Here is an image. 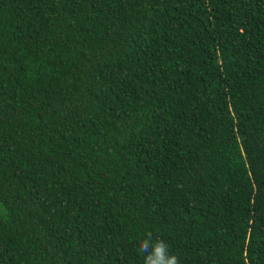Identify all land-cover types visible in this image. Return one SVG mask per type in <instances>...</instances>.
Returning <instances> with one entry per match:
<instances>
[{"label": "trees", "instance_id": "1", "mask_svg": "<svg viewBox=\"0 0 264 264\" xmlns=\"http://www.w3.org/2000/svg\"><path fill=\"white\" fill-rule=\"evenodd\" d=\"M157 244L264 264V0H0V264Z\"/></svg>", "mask_w": 264, "mask_h": 264}, {"label": "clouds", "instance_id": "2", "mask_svg": "<svg viewBox=\"0 0 264 264\" xmlns=\"http://www.w3.org/2000/svg\"><path fill=\"white\" fill-rule=\"evenodd\" d=\"M148 248L147 243L141 242V250ZM177 257L173 254L170 257H165L163 245L157 244L154 251H149L146 257V264H176Z\"/></svg>", "mask_w": 264, "mask_h": 264}]
</instances>
